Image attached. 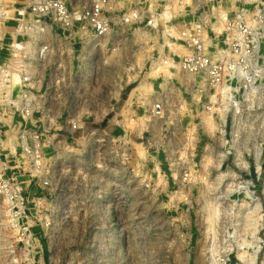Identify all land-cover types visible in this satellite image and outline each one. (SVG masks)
I'll use <instances>...</instances> for the list:
<instances>
[{
    "label": "rangeland",
    "instance_id": "374dc122",
    "mask_svg": "<svg viewBox=\"0 0 264 264\" xmlns=\"http://www.w3.org/2000/svg\"><path fill=\"white\" fill-rule=\"evenodd\" d=\"M22 2L0 0L8 12L0 18V64L10 57L2 48L12 42ZM240 9L250 10L259 47L229 147L216 116L186 86L199 79L154 65L169 54L167 24L120 52L123 125L112 129L91 176L85 144L60 151L61 160L47 150L39 173L18 162L12 112L0 96V264H264V0L190 3L189 20ZM149 99L164 102L165 121L149 123L138 111L137 102ZM186 168L192 185L180 177ZM108 193L112 206L104 207Z\"/></svg>",
    "mask_w": 264,
    "mask_h": 264
},
{
    "label": "built area",
    "instance_id": "2783aa9c",
    "mask_svg": "<svg viewBox=\"0 0 264 264\" xmlns=\"http://www.w3.org/2000/svg\"><path fill=\"white\" fill-rule=\"evenodd\" d=\"M154 1L17 3L12 42L2 48L10 57L0 64V96L12 112V120L7 121L8 127L16 129L13 156L19 154L18 162L28 163L39 173L47 150L61 160L60 151L85 144L91 176L112 129L123 125L119 119L125 107H118V97L126 69L120 52L141 45L142 38L164 24L176 26H168L167 32L173 47L168 42L169 54L159 53L154 65L197 77L198 82L186 85L192 99L216 116L221 144H234L235 118L245 112L243 104L253 81L250 66L259 47L250 10H236L233 17L228 12L216 13L212 20L190 22V3L200 8L206 0H163L164 9L156 8ZM171 4L178 8L176 12ZM7 14L0 11V18ZM137 105L149 123L166 120L168 110L162 100ZM117 142L124 144L122 139ZM193 176L187 168L180 174L190 185ZM110 200L109 193L105 194L101 204L110 207Z\"/></svg>",
    "mask_w": 264,
    "mask_h": 264
},
{
    "label": "bare ground",
    "instance_id": "6f19581e",
    "mask_svg": "<svg viewBox=\"0 0 264 264\" xmlns=\"http://www.w3.org/2000/svg\"><path fill=\"white\" fill-rule=\"evenodd\" d=\"M171 43V42H170ZM171 47H173V45L172 44H169Z\"/></svg>",
    "mask_w": 264,
    "mask_h": 264
}]
</instances>
